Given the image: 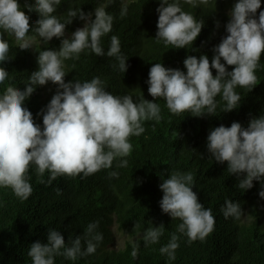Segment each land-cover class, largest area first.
<instances>
[{
	"label": "trees",
	"instance_id": "obj_1",
	"mask_svg": "<svg viewBox=\"0 0 264 264\" xmlns=\"http://www.w3.org/2000/svg\"><path fill=\"white\" fill-rule=\"evenodd\" d=\"M178 2L197 22L204 21L198 37L184 48L165 46L162 40H157L160 0H61L56 6L52 15L62 23L69 18L70 9L91 12L94 19L95 9L104 7L113 16V26L111 32L101 37V46L107 53L111 36L115 35L120 41L121 55L127 58L124 73L119 70L115 57L97 56L91 49H85L78 59L64 60L65 82L83 83L99 77L105 90L114 96L129 95L134 102L142 99L156 102L161 108V119L142 121L145 131L129 137L130 154L116 158L110 168L89 176L61 175L49 184L50 173L46 170L41 177L36 166L31 165L28 177L32 193L26 200L17 197L10 187H0V264H32L28 255L30 245L36 241L47 243L48 229L58 230L66 246H70L71 240L83 237L87 225L93 222H98L95 231L103 236L96 252L75 261L56 256L54 264H264V198L259 196L264 185L253 180L252 188L239 189L238 177L228 172L227 162H217L207 148V137L215 127H230L233 122L247 127L251 118L264 115V53L255 70L257 84L252 90L240 86L235 89L241 97L237 108L224 112L226 102L218 95L214 115L194 116L190 111L171 113L164 98L154 100L148 92L150 68L154 63H161L186 74L183 62L187 56L199 59L207 55L211 63L215 46L228 35L229 12L237 0H209L208 4L195 7L184 0ZM18 3L29 17L26 39L31 40L32 47L20 49L15 36L0 29V36L10 47L9 59L0 62V67L8 71V77L0 83V95L9 85L23 90L32 72L39 68V52L59 50L62 40L70 38L85 23L77 16L66 25L64 37L45 42L35 30L39 14L25 7L26 3L34 5L35 0H18ZM124 6L127 14L121 16ZM260 11H264V0L257 10V19ZM221 63L226 65L222 58ZM226 68L232 71L234 66L226 65ZM211 71L215 76L216 69ZM57 90L58 85L51 81L38 85L22 105L31 111L34 122L41 128V110H46ZM121 160H127V165L120 167ZM177 171L193 174L192 190L215 218L213 231L202 241L189 243L186 235L177 232L182 221L173 220L161 209L163 191L159 186ZM112 172L118 175L111 176ZM227 200L240 204L239 219L223 215ZM161 224L163 235L159 241L145 246V231ZM113 226L128 236L122 247H114ZM173 233L179 236V247L175 260H169L159 249L170 241ZM133 245H138L136 258L131 255Z\"/></svg>",
	"mask_w": 264,
	"mask_h": 264
},
{
	"label": "clouds",
	"instance_id": "obj_2",
	"mask_svg": "<svg viewBox=\"0 0 264 264\" xmlns=\"http://www.w3.org/2000/svg\"><path fill=\"white\" fill-rule=\"evenodd\" d=\"M184 2L195 7L208 4L209 0ZM60 3L61 0H35L34 5L25 4L29 11L39 14L35 29L39 37L45 42L53 37H64L66 25L77 16L85 21L84 26L72 32L70 38L63 39L59 50L39 52V68L32 72L23 90L9 85L0 95V187H10L21 200L28 199L32 193L28 177L31 165L36 166L41 177L46 170L50 173L49 184L61 175H92L110 168L116 158L130 154L132 144L129 137L139 136L145 131L142 121L161 119V108L156 102L146 99L134 102L129 95L114 96L105 90L99 77L83 83L65 82L64 60L78 59L85 49H91L97 56L115 57L119 70L124 73L127 58L121 55L120 41L115 35L111 36L107 53L101 46V37L111 32L113 26V16L104 7L95 9L94 19L91 12L70 9L69 18L62 23L52 15ZM260 6L261 0H237L229 12L228 35L215 46L216 54L211 63L207 55H201L199 59L187 56L183 62L186 74L180 69L154 63L147 81L148 92L154 100L164 98L166 107L176 115L186 111L194 116L214 115L218 95L226 102L224 112L237 108L241 97L235 89L240 86L252 90L257 84L255 70L264 53V11H260L256 18ZM127 10L124 6L120 15H126ZM157 12L156 38L165 46L184 48L192 44L204 24V21L197 22L192 14L183 11L178 0L171 3L160 0ZM0 29L13 34L20 42V49L32 47L31 40L26 39L30 29L29 17L21 10L18 0H0ZM9 50V43L0 36V62L9 59ZM221 58L226 65L234 66L232 71L221 63ZM212 68L216 69L215 76ZM7 77L8 71L0 67V83ZM49 81L57 84L58 90L46 110H41V128L34 122L31 111L22 105L36 86ZM207 141L212 157L219 163L227 162L228 172L237 175L239 189L252 188L253 180L264 185V115L251 118L247 127L239 122H233L230 127H215ZM126 165L127 160H121L119 166ZM110 175L117 176L118 173ZM193 185L191 172L177 171L159 186L163 191L162 211L173 220L182 221L177 232L186 235L189 243L204 240L215 225L211 209H205L198 201ZM259 196L264 198V190L259 192ZM222 211L225 218L239 219L242 214L240 204L231 200L225 202ZM162 225L145 231V246L159 241L163 235ZM97 227L98 222L89 223L83 237L76 236L70 246H66L58 230L48 229L47 243L36 241L30 245L28 255L32 264H54L56 256L75 261L78 257L94 254L103 240L102 234L95 231ZM178 240L179 236L173 233L170 241L159 249L160 253L166 254L169 260H175ZM131 255L137 257L138 245H133Z\"/></svg>",
	"mask_w": 264,
	"mask_h": 264
},
{
	"label": "rangeland",
	"instance_id": "obj_3",
	"mask_svg": "<svg viewBox=\"0 0 264 264\" xmlns=\"http://www.w3.org/2000/svg\"><path fill=\"white\" fill-rule=\"evenodd\" d=\"M112 228L115 235L114 247H122L125 244L128 236L121 232L118 227L113 226Z\"/></svg>",
	"mask_w": 264,
	"mask_h": 264
}]
</instances>
